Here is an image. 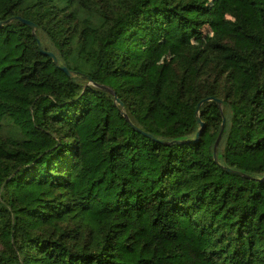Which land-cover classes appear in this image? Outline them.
<instances>
[{
  "label": "trees",
  "instance_id": "obj_1",
  "mask_svg": "<svg viewBox=\"0 0 264 264\" xmlns=\"http://www.w3.org/2000/svg\"><path fill=\"white\" fill-rule=\"evenodd\" d=\"M0 23V264H264V0H0Z\"/></svg>",
  "mask_w": 264,
  "mask_h": 264
},
{
  "label": "water",
  "instance_id": "obj_2",
  "mask_svg": "<svg viewBox=\"0 0 264 264\" xmlns=\"http://www.w3.org/2000/svg\"><path fill=\"white\" fill-rule=\"evenodd\" d=\"M12 20H20L23 24L29 26L32 29V32H33L34 36H36V30H37L38 27H37V25L34 22H32L30 20H27V19H24L22 17H16V18H13ZM2 25H3V23H0V26H2ZM37 40H38L37 41L38 42V48H39L41 54L50 57L55 64H58L59 62H58V59H57L56 55L53 52H50V51L45 50L44 47H43V45H42V43H41V41L38 38H37ZM62 70L64 72H66L68 74V76H70V77H73L74 76L73 72H71L69 69L62 68ZM210 101H214L217 104H219L220 106H222V104H223V101L222 100L215 99L214 97L206 98V99L202 100L199 103L198 108H197V111H196V115H197V122H198V124L200 126V129H199V131H198V133H197V135L195 137V140H197L199 138V136L202 133L203 128H204V123L202 122V120L200 118V112H199L200 111V108H201V106L204 103H207V102H210ZM116 102H118L121 106H123V104L118 99H116ZM225 126H226V120L223 117V122H222L221 130H220V134L218 136L217 142L215 144V150H214V158H215V161L216 162H217V151H218V147H219V144L221 142V139H222V135H223ZM134 128L137 131L141 132L142 134H144L145 136H147L148 138H150V139H152L154 141H158V142H160L162 144H166V145L167 144H171V143H165V142L159 141L154 136H152L150 134H147L144 131H142V130L136 128V127H134ZM172 143H178V142H172ZM224 169H226L230 173H234V174L239 175V176H242V177H248L246 174H244L242 172L235 171V170H232V169H229V168H224Z\"/></svg>",
  "mask_w": 264,
  "mask_h": 264
},
{
  "label": "rangeland",
  "instance_id": "obj_3",
  "mask_svg": "<svg viewBox=\"0 0 264 264\" xmlns=\"http://www.w3.org/2000/svg\"><path fill=\"white\" fill-rule=\"evenodd\" d=\"M206 35L205 38L195 41L194 43L198 44V43H205L207 41V39L209 38V36H211L209 31H205ZM172 55V50H171V46L169 41H164L162 42V46L160 49H158L157 52H155V65H159L161 64L165 59H170ZM155 66L151 69L152 72H155Z\"/></svg>",
  "mask_w": 264,
  "mask_h": 264
}]
</instances>
